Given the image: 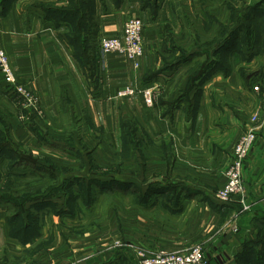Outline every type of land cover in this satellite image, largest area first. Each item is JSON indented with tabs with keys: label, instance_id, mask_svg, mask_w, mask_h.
<instances>
[{
	"label": "crops",
	"instance_id": "0c3cea01",
	"mask_svg": "<svg viewBox=\"0 0 264 264\" xmlns=\"http://www.w3.org/2000/svg\"><path fill=\"white\" fill-rule=\"evenodd\" d=\"M233 1L0 0V49L42 110L22 111L0 73V264H132L139 247L199 243L207 264H240L264 229V80L216 57L237 51L231 39L260 17L249 12L261 0ZM134 17L144 22L138 67L99 48ZM200 41L210 47L199 50ZM174 47L184 57L167 62ZM143 86L157 91L155 106L117 96ZM256 125L243 172L252 207L234 232L240 205L216 192L237 141Z\"/></svg>",
	"mask_w": 264,
	"mask_h": 264
},
{
	"label": "built area",
	"instance_id": "2783aa9c",
	"mask_svg": "<svg viewBox=\"0 0 264 264\" xmlns=\"http://www.w3.org/2000/svg\"><path fill=\"white\" fill-rule=\"evenodd\" d=\"M144 22L139 17L129 18L123 28L121 36H103L99 39V47L103 53H113L123 56L135 62L138 67V59L144 54L143 44ZM0 73L5 79L6 85L16 92L20 97L18 103L22 111L30 109L40 112L39 97L33 93L30 88L20 80L16 70L11 66L10 60L5 51L0 49ZM140 95L149 107H153L157 100V91L150 86L127 87L120 90L118 97H127ZM25 112H22V118H26ZM41 114V112H40ZM257 116L253 121L257 123ZM260 125L251 126L247 129L234 148L233 159L226 170V182L219 188L217 197L221 202H236L240 205L241 214L250 207L245 198V188L243 185V167L252 146L257 139V131ZM235 213L236 217L238 214ZM238 231V226L233 227ZM135 259L138 264H206V256L201 244H195L182 252L160 251L156 253H147L142 248L135 252Z\"/></svg>",
	"mask_w": 264,
	"mask_h": 264
},
{
	"label": "rangeland",
	"instance_id": "374dc122",
	"mask_svg": "<svg viewBox=\"0 0 264 264\" xmlns=\"http://www.w3.org/2000/svg\"><path fill=\"white\" fill-rule=\"evenodd\" d=\"M233 0H232V4H233ZM261 6H262V8L259 10V9H257L256 11H254L253 10V8H252V11H250L249 13L250 14H252V15H259L260 17H259V19L258 20H251V21H247V22H243V24L245 23V26H246V33L244 34V35H242L241 37H236V38H232L231 40H232V42H237V44H238V46H239V49L237 50V51H235V52H232V54L229 56V57H225V56H216L219 60H220V62L221 63H225V64H228V63H234V62H238V61H241V62H243V63H245L246 65H248V66H245V67H247V68H254V71H249V72H247L249 75H248V77L251 79V78H253V79H255V78H259V79H263L264 80V35H261V33L260 32H264V0H261V1H259L258 2ZM236 9H238V7H235L234 9H232V11H231V14H232V19H234L235 17H236V14H238L235 10ZM250 9V8H249ZM249 9H248V11H249ZM256 9V8H255ZM242 7H241V11H240V15H242L241 14V12H242ZM248 13V12H247ZM239 23V22H238ZM242 23V22H241ZM235 23H232L231 24V27H232V31L234 30V25ZM237 26V25H236ZM248 31H250V34L248 33ZM253 32H255V33H257L258 32V34H256V35H254V33ZM181 45H178L177 46V48H179ZM208 46L210 47V45H207V41H200V44L197 46V48L199 49V50H206L207 48H208ZM215 46H217L216 45V42H215V44L213 43V45H212V48H214ZM182 47V46H181ZM180 47V48H181ZM100 48V47H99ZM175 48V47H174ZM177 48H175V50L173 51V52H171L172 54H170L168 57H167V62H172L175 58L177 59V58H181V57H184L183 55H182V53L181 54H179V50L177 49ZM240 49H242V50H240ZM2 50H4V49H2ZM5 51V50H4ZM5 53H6V55L8 56V58H9V60H10V57H9V55L7 54V52L5 51ZM213 51H212V49L210 50V53L209 54H206V55H203V57L202 58H200V59H198L199 60V62H202L201 63V67H203L204 65H206L209 61H211L212 60V58H213ZM175 54V55H174ZM10 64H11V66L13 67V65H12V63H11V61H10ZM14 68V67H13ZM193 68V67H192ZM185 73V72H184ZM259 75H260V77H259ZM252 90H253V88H251ZM260 89H262V87H260ZM263 90H264V87H263ZM254 92V91H253ZM250 95H253L254 96V93H250ZM254 99H260L259 97H253ZM39 105H40V102H39ZM155 106V105H154ZM40 107V106H39ZM41 112H42V110H41ZM253 118H254V116H253ZM253 118H252V120H253ZM24 119H26V118H24ZM254 122V121H253ZM255 123V122H254ZM129 129H131V128H126V130H124V135L126 134L127 135V133H130V138L134 141V142H137V141H139L140 139H141V137H138V135H136V134H134V133H132L131 132V130H129ZM243 135V134H242ZM241 135V136H242ZM241 136H240V138L239 139H241ZM257 137H258V135H257ZM140 138V139H139ZM239 141V140H238ZM238 141H237V143H238ZM256 142H257V139H256V141H255V143H254V145L256 144ZM236 143V144H237ZM254 145L252 146V148H251V151H252V149H253V147H254ZM236 146V145H235ZM235 148V147H234ZM250 151V152H251ZM250 154V153H249ZM248 157H249V155L247 156V158H246V161H245V163H244V167H243V172H244V169H245V166H246V162H247V160H248ZM232 159H233V156H232ZM229 168V167H228ZM243 185H244V182H243ZM244 188H245V185H244ZM219 190V189H218ZM218 190H217V192H218ZM216 192V193H217ZM245 194H246V196H245V198H246V200H247V202H248V205H249V209L248 210H250L251 209V207H252V205L250 204V202L248 201V195H247V191H246V188H245ZM220 200V199H219ZM240 210H241V208H240ZM239 210V211H240ZM247 210V211H248ZM238 211V212H239ZM238 214V213H237ZM240 216H241V214H238L236 217L233 215L232 216V221H231V224H233V227H237L238 226V222H239V220H240ZM38 223H39V225H41L42 224V220L39 218L38 219ZM233 227H232V229H233ZM238 230H239V228H238ZM233 231H234V229H233ZM234 232H238V231H234ZM200 244V243H199ZM202 245V244H201ZM194 246V245H193ZM203 246V245H202ZM139 248H142V247H139ZM138 248H136L135 250H134V252H136V250H137ZM143 250H145L147 253H156V252H153V251H150V250H146V249H144V248H142ZM203 249H204V252H205V256H206V249H205V247L203 246ZM157 252H160V251H157ZM133 259H135V257H133ZM23 261V259L22 258H20V259H17V257H15V258H13V259H11V261H10V264H42V263H38V262H36L35 261V263L34 262H32V260H28V261H26V262H22ZM134 261V260H133ZM208 263V257L206 256V264ZM132 264H138V262L136 261V259H135V261L134 262H132Z\"/></svg>",
	"mask_w": 264,
	"mask_h": 264
},
{
	"label": "trees",
	"instance_id": "16d2710c",
	"mask_svg": "<svg viewBox=\"0 0 264 264\" xmlns=\"http://www.w3.org/2000/svg\"><path fill=\"white\" fill-rule=\"evenodd\" d=\"M261 244V250H254L250 244ZM240 264H264V229L259 231L258 238L249 244L244 245L238 256Z\"/></svg>",
	"mask_w": 264,
	"mask_h": 264
}]
</instances>
